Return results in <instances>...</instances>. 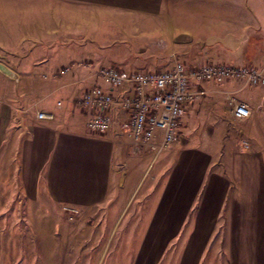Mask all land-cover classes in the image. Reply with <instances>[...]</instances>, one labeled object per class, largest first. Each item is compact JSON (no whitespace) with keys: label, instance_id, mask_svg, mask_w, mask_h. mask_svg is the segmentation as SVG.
Listing matches in <instances>:
<instances>
[{"label":"crops","instance_id":"crops-1","mask_svg":"<svg viewBox=\"0 0 264 264\" xmlns=\"http://www.w3.org/2000/svg\"><path fill=\"white\" fill-rule=\"evenodd\" d=\"M212 1L182 4L188 19L156 10L150 29L137 36L125 33L111 45L89 42L81 53L58 49L65 54L33 62L13 78L0 73L6 207L20 198L23 208L43 186L55 203L89 213V228L102 231L103 246L92 264H264L263 85L202 84L205 95L185 106L177 141L151 169L144 148L121 130L125 112L113 108L110 131L93 135L89 112L77 103L89 88L120 92L99 75L108 66L128 74L176 62L264 69V0ZM239 104L250 114L240 121L234 116ZM38 112L54 119L39 121ZM27 256L24 264L46 261L42 254Z\"/></svg>","mask_w":264,"mask_h":264},{"label":"rangeland","instance_id":"rangeland-1","mask_svg":"<svg viewBox=\"0 0 264 264\" xmlns=\"http://www.w3.org/2000/svg\"><path fill=\"white\" fill-rule=\"evenodd\" d=\"M195 2L202 7L213 3L212 0H0V64L16 74H24L30 71L25 66L33 62L65 54L58 49L81 53L89 42L96 45L104 40L111 45L125 33L135 35L148 30L149 15L156 10L188 19L192 14L182 7ZM164 151L148 160V168L155 165ZM155 172L156 169L150 172L149 183L154 181ZM149 183L143 190H148ZM39 193V198L31 197L20 208L16 203L20 198L6 207L5 192L0 191V264H24L22 256L28 259L27 255L34 254L44 255L46 261L40 264H92L91 259L98 257L103 246L102 231L89 228V213L55 203L43 186ZM5 209L8 212H2ZM121 231L116 232L117 240Z\"/></svg>","mask_w":264,"mask_h":264},{"label":"built area","instance_id":"built-area-1","mask_svg":"<svg viewBox=\"0 0 264 264\" xmlns=\"http://www.w3.org/2000/svg\"><path fill=\"white\" fill-rule=\"evenodd\" d=\"M68 71V68L64 70L65 73ZM99 75L120 92L113 94L101 87H93L78 99L77 103L90 115L86 123L88 131L93 135L109 132L113 126L110 111L120 108L128 115L121 124L122 132L136 146L144 148V155L149 159L177 141L185 106L195 103L206 93L202 84L241 79L245 84L264 86V69L232 63H204L196 67L176 62L171 69L129 74L108 66L102 68ZM249 115L244 104L234 109V116L239 121ZM53 117L46 112L37 113L39 121H52ZM158 131L161 132L159 140Z\"/></svg>","mask_w":264,"mask_h":264},{"label":"water","instance_id":"water-1","mask_svg":"<svg viewBox=\"0 0 264 264\" xmlns=\"http://www.w3.org/2000/svg\"><path fill=\"white\" fill-rule=\"evenodd\" d=\"M0 73L5 75L6 77L8 76V77L13 78L15 76L14 72L3 64H0Z\"/></svg>","mask_w":264,"mask_h":264}]
</instances>
